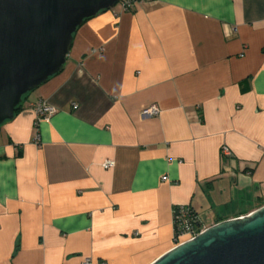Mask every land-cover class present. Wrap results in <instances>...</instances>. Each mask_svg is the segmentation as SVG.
<instances>
[{"label": "crops", "instance_id": "crops-1", "mask_svg": "<svg viewBox=\"0 0 264 264\" xmlns=\"http://www.w3.org/2000/svg\"><path fill=\"white\" fill-rule=\"evenodd\" d=\"M180 205L203 228L264 205V0L101 11L0 125V264H150Z\"/></svg>", "mask_w": 264, "mask_h": 264}, {"label": "water", "instance_id": "water-1", "mask_svg": "<svg viewBox=\"0 0 264 264\" xmlns=\"http://www.w3.org/2000/svg\"><path fill=\"white\" fill-rule=\"evenodd\" d=\"M120 0H0V125L65 66L74 35ZM150 264H264V205L205 228Z\"/></svg>", "mask_w": 264, "mask_h": 264}, {"label": "built area", "instance_id": "built-area-1", "mask_svg": "<svg viewBox=\"0 0 264 264\" xmlns=\"http://www.w3.org/2000/svg\"><path fill=\"white\" fill-rule=\"evenodd\" d=\"M137 1H144V0H120L117 4L120 6L122 11H128L132 8V6ZM33 111L35 115V126H38L42 121H48L56 112V108L48 103V101L40 99L33 105ZM160 108L155 105H148L144 107L141 112L140 116L142 119H146L149 117L157 116L160 114ZM223 153L226 156H231V151L224 147L222 149ZM113 161H106L104 163V167L108 168L113 166ZM165 178V177H164ZM197 215L194 214L193 209L188 205H180L174 209V222L175 220L181 221L180 226H178L179 234L173 237L174 246L178 245L184 241L194 238L196 235L201 233L205 228L200 227L198 224L194 223V220L197 219ZM192 221V222H191ZM92 261L89 258H86L83 264H91Z\"/></svg>", "mask_w": 264, "mask_h": 264}, {"label": "trees", "instance_id": "trees-1", "mask_svg": "<svg viewBox=\"0 0 264 264\" xmlns=\"http://www.w3.org/2000/svg\"><path fill=\"white\" fill-rule=\"evenodd\" d=\"M27 98V95L24 96V100ZM23 100V102H24ZM23 104V103H22ZM22 104L17 108L16 110V113L22 108ZM194 214L196 215L195 211H194ZM192 222V221H191ZM194 223L198 224L200 227H202L201 225V221L197 218L194 220ZM181 224V221L180 219L179 220H175L174 222V233L175 235H178L179 234V229H178V226H180Z\"/></svg>", "mask_w": 264, "mask_h": 264}, {"label": "rangeland", "instance_id": "rangeland-1", "mask_svg": "<svg viewBox=\"0 0 264 264\" xmlns=\"http://www.w3.org/2000/svg\"><path fill=\"white\" fill-rule=\"evenodd\" d=\"M115 6H118V4H116Z\"/></svg>", "mask_w": 264, "mask_h": 264}]
</instances>
